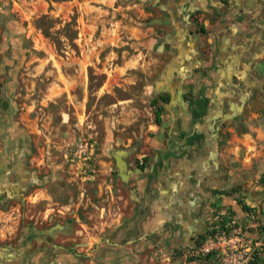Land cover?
<instances>
[{
  "label": "rangeland",
  "instance_id": "374dc122",
  "mask_svg": "<svg viewBox=\"0 0 264 264\" xmlns=\"http://www.w3.org/2000/svg\"><path fill=\"white\" fill-rule=\"evenodd\" d=\"M157 1L0 0V182L2 176L13 182L20 169L42 180L30 187V200L16 193L0 201V264H218L195 256L193 246L222 217L210 211L206 231L188 245L177 241L169 249L159 231L144 240L150 210L145 199L132 198L133 180H124L117 165L120 152L130 170L136 162L147 166L149 190L158 166L175 165L167 164V154L184 147L204 154V131L184 126L183 114L169 131L176 114L158 84L171 55L161 49L166 28ZM192 20L197 27L207 22L202 15ZM247 104L213 126L218 141L206 154L227 164L229 195L257 214L264 207V168L246 157L241 140L250 134L264 144V92ZM80 138L94 146L89 166L74 154ZM226 209L243 233L264 240L246 215ZM253 264H264V246Z\"/></svg>",
  "mask_w": 264,
  "mask_h": 264
},
{
  "label": "crops",
  "instance_id": "0c3cea01",
  "mask_svg": "<svg viewBox=\"0 0 264 264\" xmlns=\"http://www.w3.org/2000/svg\"><path fill=\"white\" fill-rule=\"evenodd\" d=\"M212 3L218 8L222 5L217 0ZM160 5L165 14L163 21L167 22L161 49L171 57L158 85L162 87L161 92L170 90L173 94L176 88L179 91L177 97L171 100L176 115L169 122V131L173 130L177 124L175 121H179L180 114H183L181 123L184 126L195 124L199 133L204 131L206 134L200 147L203 155L195 156L188 147L167 154V164L174 162L175 165L168 171L158 166L151 189L148 190L147 166H143L142 171L137 170L132 178V198L136 201L145 199L143 201L150 210L142 238L146 240L150 232L159 231L166 237V247L170 249L177 245V241L182 245L191 244L195 234L205 232L206 219H209V212L215 207L232 209L240 218L242 215L239 213L242 212L250 225L255 222L253 213L244 212L238 200H233L228 193L232 184L231 170L226 167L227 164L216 152L214 156L219 158V164L209 154L213 153L211 149L215 150L218 141L213 134V126L218 124L219 117H237L241 114L239 107L244 105V110L255 92H264V17L260 15L262 11L255 0H231V8H220V20H206L197 27L188 13L198 7L205 9L207 0H192L190 7L184 0H168ZM165 9L169 10V15ZM258 83L263 92L255 89ZM180 93H192L195 97L192 101H183ZM243 100H247L246 103ZM241 141L245 145L246 157L258 159L264 168V144L260 143V139L249 134ZM209 149V154H206ZM154 160L150 173H154L157 167L158 159L154 157ZM130 173L134 175L132 169L129 176ZM31 174L30 169H20L16 171L13 182L7 181V177L4 180L2 176L0 200L12 199L16 196L15 191L22 189L28 179L35 181ZM38 181L42 182L36 177ZM245 201L255 204L262 200ZM114 211L117 215L116 208ZM4 254L5 257L11 256L8 250Z\"/></svg>",
  "mask_w": 264,
  "mask_h": 264
},
{
  "label": "built area",
  "instance_id": "2783aa9c",
  "mask_svg": "<svg viewBox=\"0 0 264 264\" xmlns=\"http://www.w3.org/2000/svg\"><path fill=\"white\" fill-rule=\"evenodd\" d=\"M74 154L81 163L90 164L94 154V146L86 138H80L75 145ZM216 218L222 217L223 222H212L205 237L196 239L193 253L195 256L213 257L218 264H253L256 262L264 246V240L254 239L243 233L237 218L227 209L210 210ZM258 214V215H257ZM257 214L253 213L254 226L264 231V207ZM212 216L209 215V219Z\"/></svg>",
  "mask_w": 264,
  "mask_h": 264
},
{
  "label": "flooded vegetation",
  "instance_id": "af4514ba",
  "mask_svg": "<svg viewBox=\"0 0 264 264\" xmlns=\"http://www.w3.org/2000/svg\"><path fill=\"white\" fill-rule=\"evenodd\" d=\"M167 1L168 0H162V1H159L158 2V4H162L163 2H166L167 3ZM171 1V0H170ZM175 1V0H174ZM177 2L178 1H181V0H176ZM190 1H192V0H184V2H186V5L188 6V7H190L189 5H190ZM213 1H216V0H207V7L204 9V8H200V7H198V8H196V9H194V10H192V11H190L189 13H188V15L190 16V18H192L193 16H199V15H202L205 19H207V20H209V22H214V21H218V20H220L221 19V15H222V13L220 12V8L221 7H226V8H231V0H217V1H219V2H221L222 3V5H221V7H217V5H215V4H213L212 2ZM256 1V3H257V7L262 11V13L260 14V15H263V17H264V0H255ZM251 3V2H250ZM161 8V10H162V7H160ZM207 9V10H206ZM165 12L169 15L170 14V12H169V10L168 9H165ZM163 16V19H164V17H165V14H163L162 15ZM164 23H167V22H164ZM200 26H202V25H199L198 27H200ZM199 29V28H198ZM260 83H258L257 84V86L255 87V89L257 90V91H261V92H263L262 91V88L260 87ZM263 90H264V83H263ZM168 93H169V95H168V97H169V101H171L172 100V98L173 97H177V95L179 94L178 92V89L176 88V90H175V93H173L172 94V92L170 91V90H168L167 91ZM180 95H181V99L183 100V101H186V95L184 94V93H180ZM248 100V99H247ZM246 100V101H247ZM246 101L244 102V103H246ZM179 103H181V102H179ZM178 105V104H177ZM243 106V105H242ZM222 119H223V117H219V120H221L222 121ZM206 128H208V127H206ZM205 134V133H204ZM206 135V134H205ZM211 143V142H210ZM212 144V143H211ZM198 155V154H197ZM210 156V155H209ZM143 164H141V163H139V162H136V164H135V166H134V168L132 169L133 171H134V175H133V173H130V176H129V180H132V178L136 175L135 174V172H138L137 170H143ZM167 169V168H166ZM167 174V173H166ZM33 178V177H32ZM32 179H28L27 180V182L23 185V188L22 189H20L18 192L17 191H15V193H18V199H20V200H30L29 199V197H30V193H28L29 192V189H30V187L32 186V185H35V184H39V182H36V181H31ZM32 182V183H31ZM120 190V189H119ZM13 196V195H12ZM15 198V196H13L12 197V199H14ZM12 199H10V200H12ZM1 201V200H0ZM32 217V220L34 221V223L35 224H38L39 225V223L40 222H42V221H40L39 220V218L38 217H36V216H31ZM25 218H26V216H25Z\"/></svg>",
  "mask_w": 264,
  "mask_h": 264
},
{
  "label": "water",
  "instance_id": "95a60500",
  "mask_svg": "<svg viewBox=\"0 0 264 264\" xmlns=\"http://www.w3.org/2000/svg\"><path fill=\"white\" fill-rule=\"evenodd\" d=\"M160 21L161 20H156V22H160ZM243 102H244V100H243ZM243 106L239 107V113H241ZM234 116L235 115H232V116L229 115L227 118H232ZM116 159H117V165L120 169V175L122 176V178H124V180H126V177L129 176L130 169L128 168L126 161L123 160L122 157L120 156V152L116 153Z\"/></svg>",
  "mask_w": 264,
  "mask_h": 264
},
{
  "label": "trees",
  "instance_id": "16d2710c",
  "mask_svg": "<svg viewBox=\"0 0 264 264\" xmlns=\"http://www.w3.org/2000/svg\"><path fill=\"white\" fill-rule=\"evenodd\" d=\"M161 99H163V96L161 97ZM157 104V102L155 103V105ZM157 106V105H156ZM162 110H163V106H157V109L155 111V117H156V122L158 124H162Z\"/></svg>",
  "mask_w": 264,
  "mask_h": 264
}]
</instances>
